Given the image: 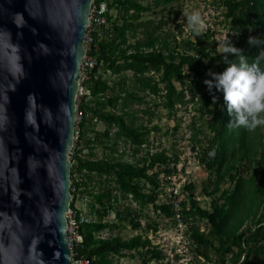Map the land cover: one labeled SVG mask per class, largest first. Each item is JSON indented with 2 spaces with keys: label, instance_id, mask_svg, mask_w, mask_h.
I'll return each instance as SVG.
<instances>
[{
  "label": "trees",
  "instance_id": "obj_1",
  "mask_svg": "<svg viewBox=\"0 0 264 264\" xmlns=\"http://www.w3.org/2000/svg\"><path fill=\"white\" fill-rule=\"evenodd\" d=\"M176 1L153 0L143 3V0H96L97 4L106 2L109 10H117L118 15L109 14L108 25L102 32L93 33L94 40L88 56H96L98 65L93 69V74L82 83L93 100L87 101L88 94L79 100L82 120L72 154V187L76 185L82 188L77 192L72 190V207H75L77 194L81 193L82 197H88V213L97 214L96 220L82 227L84 243L80 248V255L89 258L90 264H121L116 260L127 256L135 257L136 253L143 256L145 264L150 262V250L147 249L151 245L150 238L138 234L124 239L120 235L106 237L103 233L112 232L119 226L118 221H111L108 216L120 196H131L133 201L142 206L152 203L156 210L162 209L168 215L173 214L177 198L175 194L169 197L168 202L156 204L157 197L144 191L146 184L153 185L155 189L161 186V171H154L156 166L166 165L163 171L172 174L169 167L172 158L167 150H163L155 153L148 151L141 160L136 159L135 162L121 160L120 157L125 152L120 157L113 153L97 159L94 158L92 144L107 135L108 141H113V144L106 143L111 153L119 151L116 145L121 138L130 143L134 157L141 153L144 145H148L147 133L150 129L145 125L137 126L136 118L128 122L131 104L133 101L147 102L145 97L148 95L140 96L142 92L162 97L165 107L171 112L177 106L187 104L189 99L186 91L179 89L176 81L184 82L185 77L190 75V72L185 71V66H189L195 74V84L191 88L193 96H199L204 107L215 106L209 125L212 136L208 139L203 157L206 166L216 175L213 189L206 188V194L212 197L211 209L201 207L198 200L193 198V205L185 210L186 214L198 215L211 224L208 233L201 231L200 227L193 230L198 251L209 257L208 248L215 246L221 254L219 263L227 264V255L234 253V249L238 247L235 254L237 260L233 264H264V142L260 128L246 129L230 125L223 93L217 91L215 94L219 96V100L213 101L212 93L204 80L210 69L222 71L226 64L222 53L208 48L207 33L195 35V40L183 38L185 51L180 52L172 47L168 34L159 32L163 23L169 21L165 19V15L159 25H155L153 20H143L145 12H155L156 7ZM216 1L224 8L223 15L229 21L232 40L244 49L245 54L251 58L264 51L261 50L264 46L253 45L248 41L250 35L264 37V0ZM164 9L165 7L160 10L162 14ZM131 39H135V42ZM177 44L181 47V44ZM107 72L118 75L119 80L105 76ZM129 72L133 75L130 76ZM162 83L165 84L164 88ZM206 89L205 93L200 94V91ZM96 119L107 125L105 134L92 127ZM115 128L116 133L112 134L111 130ZM89 132L95 133V136L87 140L86 146L81 147V141L85 140ZM110 135L113 136L112 139ZM86 148L92 151L89 156L83 157L82 153ZM259 155L262 156L258 157ZM177 160L178 158L175 161ZM241 164L243 167L239 170ZM251 168H254L253 173L246 177L245 173ZM75 174L80 176V181L76 180ZM229 180L234 183V187L223 189V184ZM183 205L186 203L183 202ZM130 216L134 228H140L142 224L138 214L130 212ZM116 217L120 221L127 219L120 210H117ZM250 219L254 227L243 228ZM152 255L160 257L163 253L152 252Z\"/></svg>",
  "mask_w": 264,
  "mask_h": 264
},
{
  "label": "water",
  "instance_id": "obj_2",
  "mask_svg": "<svg viewBox=\"0 0 264 264\" xmlns=\"http://www.w3.org/2000/svg\"><path fill=\"white\" fill-rule=\"evenodd\" d=\"M95 1L0 0V264L74 263L72 154Z\"/></svg>",
  "mask_w": 264,
  "mask_h": 264
},
{
  "label": "rangeland",
  "instance_id": "obj_3",
  "mask_svg": "<svg viewBox=\"0 0 264 264\" xmlns=\"http://www.w3.org/2000/svg\"><path fill=\"white\" fill-rule=\"evenodd\" d=\"M149 1L153 0H143V3ZM164 7V14H162L160 10ZM194 9L201 11L208 25L205 32L209 35H207L208 48L215 49L218 53H221L220 49L223 47V44L220 42L232 37L229 31V21H226V16L223 15L224 8L216 0H177L174 3L156 7L157 11L155 12L153 10L145 12L142 18L143 20H153L155 25H159L165 15V19H169V21L168 23H163V28L159 32L168 34L172 47L177 48L180 52H184L182 39L191 38L195 40L196 36L190 30L183 16V11ZM131 41L135 42V39H131ZM177 43L181 44V47H178ZM206 64H209V61H206ZM185 71L187 73L190 72V75L185 77L184 82L176 81V84L179 89L186 91L187 98L189 99L187 104L179 105L171 112L165 107L162 97L154 94L149 95L150 93L148 92L139 94L140 96L148 95L145 97L147 102L138 103L137 101H133L131 104L128 122H132L133 118H136L135 122L137 126L145 125L150 129L147 133L148 145H144L141 153L134 157L130 143H126L122 138L116 145L119 151L111 153V149L107 147V144H113V141H108L107 135H104L103 138L96 140L92 144L94 146V158L97 159H102L113 153L120 157L125 152L120 157L121 160L135 162L136 159L141 160L148 151L155 153L162 152L163 150H167L172 158L169 164V167L173 171L172 174L169 175L166 171H163L166 165L156 166L154 171H161V186L155 189L153 185L146 184L144 191L157 197L156 204L168 202L169 197L175 194L177 198L173 214L168 215L162 209L156 210L155 205L152 203L142 206L140 203L138 204L133 201L131 196H120L119 201L115 203V208L108 216L109 220L118 221L119 226L112 232L105 231L103 233L106 237L120 235L124 239L138 234L150 238L151 245L147 249L149 248L150 250L148 257L151 260L148 264H220L219 261H221V254L215 246L208 248L209 257L201 254L198 251L197 242L193 237L195 227H200L201 231L208 233L211 227L209 221L202 219L198 215L190 216L185 213V210L190 209L193 205L191 202L193 198L198 200L201 207L211 209L212 197L206 194V188L212 190L216 178L215 172L207 167L203 161L204 150L208 146L209 137L212 136L209 125L213 119L215 106L204 107L203 103L199 101V96H193L191 88L195 84V74L191 72L189 66H185ZM102 72L104 73L105 70H102ZM129 74L130 76L133 75L131 72ZM105 76H110L109 78H112V80H119L118 75L114 76L109 72L105 73ZM157 78H159V75H157ZM161 86L164 88L165 84L162 83ZM207 90L200 91V94L205 93ZM84 95H87L88 102L93 100V96L89 95V91L86 88H84L78 100ZM92 127L104 134L107 130V125L97 119L94 121ZM259 128L264 142V125H260ZM116 130V128L111 130V133L115 134ZM199 130L203 132L200 133ZM93 136H95V133L89 132L85 140L81 141V147L86 146L87 140L93 138ZM91 151L90 148H86L82 156H89ZM261 156L259 155L258 157ZM176 158H178L177 161H175ZM255 165L257 166V164ZM242 167L243 165L241 164L239 170ZM253 169H249L245 173V176L249 177L253 173ZM92 184L94 186V183ZM97 186L98 191L99 185L97 184ZM233 187L234 183L230 180L223 184V189H232ZM183 202L186 203L185 206ZM76 205L85 212H89L87 196L82 197L81 193L77 194ZM117 210L122 211V214L127 216V219L118 220L116 217ZM130 212L138 214V218L142 224L140 228H134ZM247 226L254 227L251 219L247 221L243 228ZM141 250L143 249L141 248ZM234 250V253L227 255V264H233L237 260L235 254L239 248L236 247ZM160 251L163 253L162 256L155 257V255H152V252L157 253ZM116 261H119L121 264H145L144 258L140 253H136L135 257H122Z\"/></svg>",
  "mask_w": 264,
  "mask_h": 264
},
{
  "label": "clouds",
  "instance_id": "obj_4",
  "mask_svg": "<svg viewBox=\"0 0 264 264\" xmlns=\"http://www.w3.org/2000/svg\"><path fill=\"white\" fill-rule=\"evenodd\" d=\"M183 16L195 35L202 36L206 32L208 25L201 11L184 10ZM248 41L264 46V37L258 35H250ZM220 43L223 44L220 52L226 67L222 71L210 69L204 80L213 101L219 100L217 91L223 93L232 126L255 129L264 125V51L250 58L232 38Z\"/></svg>",
  "mask_w": 264,
  "mask_h": 264
},
{
  "label": "built area",
  "instance_id": "obj_5",
  "mask_svg": "<svg viewBox=\"0 0 264 264\" xmlns=\"http://www.w3.org/2000/svg\"><path fill=\"white\" fill-rule=\"evenodd\" d=\"M114 13L115 16L118 15V11H110L106 2H101L99 4L94 2L91 11V23L89 26V31L87 35V48L88 52L91 48V43L94 40V32H102V29L106 27L109 23V14ZM87 56L84 60L82 66V83L88 79L93 74V69L98 65V59L96 56ZM84 87L82 85L80 90V95H82ZM82 120V113L79 112L78 108V120H77V130H76V139L79 137V123ZM76 180L80 181L81 178L78 174H75ZM80 188L78 186L72 187L74 192H77ZM74 200V199H73ZM77 203V201H76ZM96 213H88L82 210L78 205L75 204V207H72L68 212V233H69V248L73 257V264H90V259L80 255V248L83 247L84 243V234L82 232V227L85 224H89L92 221L96 220Z\"/></svg>",
  "mask_w": 264,
  "mask_h": 264
}]
</instances>
